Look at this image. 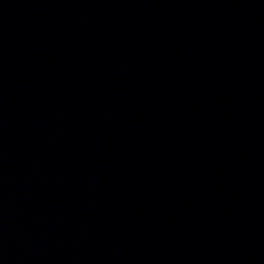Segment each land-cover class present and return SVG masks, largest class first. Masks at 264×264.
<instances>
[{"label": "water", "instance_id": "water-1", "mask_svg": "<svg viewBox=\"0 0 264 264\" xmlns=\"http://www.w3.org/2000/svg\"><path fill=\"white\" fill-rule=\"evenodd\" d=\"M0 264H264V0H0Z\"/></svg>", "mask_w": 264, "mask_h": 264}]
</instances>
